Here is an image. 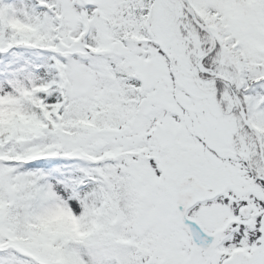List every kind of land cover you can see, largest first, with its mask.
Segmentation results:
<instances>
[{
  "label": "snow or ice",
  "instance_id": "6c2138e0",
  "mask_svg": "<svg viewBox=\"0 0 264 264\" xmlns=\"http://www.w3.org/2000/svg\"><path fill=\"white\" fill-rule=\"evenodd\" d=\"M0 264H264V0H0Z\"/></svg>",
  "mask_w": 264,
  "mask_h": 264
}]
</instances>
